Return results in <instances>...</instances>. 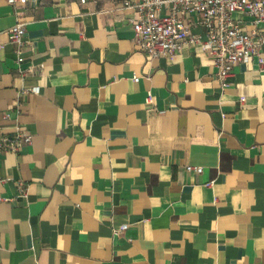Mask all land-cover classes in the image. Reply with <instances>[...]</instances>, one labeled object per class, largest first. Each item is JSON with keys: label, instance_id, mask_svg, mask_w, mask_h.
Listing matches in <instances>:
<instances>
[{"label": "crops", "instance_id": "0c3cea01", "mask_svg": "<svg viewBox=\"0 0 264 264\" xmlns=\"http://www.w3.org/2000/svg\"><path fill=\"white\" fill-rule=\"evenodd\" d=\"M140 1L0 0V133L32 136L0 153V264H264V51L222 88L200 45L138 50Z\"/></svg>", "mask_w": 264, "mask_h": 264}, {"label": "built area", "instance_id": "2783aa9c", "mask_svg": "<svg viewBox=\"0 0 264 264\" xmlns=\"http://www.w3.org/2000/svg\"><path fill=\"white\" fill-rule=\"evenodd\" d=\"M37 0H7L8 4ZM88 0H81L86 3ZM169 11L163 14L165 6ZM131 8L135 9L134 43L138 50L150 58L171 57L185 46L200 45L214 60L216 79L222 88L227 87L234 67L254 55L264 51V0H141ZM236 13L246 14L256 26L252 31H244L234 20ZM188 14H196L203 19L204 33L190 34L184 22ZM12 43L18 53L22 49L25 26L16 24L9 30ZM23 61L19 57L18 63ZM264 65V57L259 59ZM135 82H139L136 78ZM32 143V136L21 126H16L11 135L0 133V153L18 152ZM187 172L202 174L199 166H186ZM26 194L24 186H20ZM124 225L121 231L127 230Z\"/></svg>", "mask_w": 264, "mask_h": 264}]
</instances>
